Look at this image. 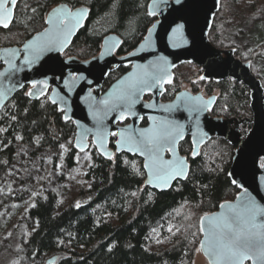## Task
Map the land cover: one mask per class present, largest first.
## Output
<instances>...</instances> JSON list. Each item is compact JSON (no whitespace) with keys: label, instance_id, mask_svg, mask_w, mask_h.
Masks as SVG:
<instances>
[{"label":"trees","instance_id":"trees-1","mask_svg":"<svg viewBox=\"0 0 264 264\" xmlns=\"http://www.w3.org/2000/svg\"><path fill=\"white\" fill-rule=\"evenodd\" d=\"M151 1L19 0L11 28L0 31V46H21L45 28L53 8L67 4L86 7L90 15L65 57L86 61L97 56L110 34L122 39L118 56H124L141 43L156 21L148 12ZM250 22H255L254 47L247 51L235 38L234 30L236 24ZM209 39L219 50L235 49L243 62L251 64L264 87V0H221ZM185 68L194 70L196 77L201 75L195 65L177 68L164 101L173 100L179 93L177 71ZM129 70L122 67L112 73L104 90ZM202 82L207 95L220 92L212 116L244 120V130L251 128L247 123L252 119L247 87L232 80ZM75 133L74 123L65 121L48 97L33 101L27 89L16 94L0 113V179L9 175L17 159L28 156L30 164L46 151L57 153L54 170L59 161L66 170L74 169L78 154ZM179 151L190 162L189 176L168 192L159 193L145 186L140 159L120 155L107 160L90 146L87 153L91 163L84 176L87 184L66 207L59 208L60 196L53 191L45 197L35 195L18 217L12 232L20 223L25 224V231L13 234L19 238L11 240L9 246L11 264H48L53 257H57L55 264H194L202 239V218L233 201L240 192L229 178L236 147L224 139H213L197 158H192L188 138Z\"/></svg>","mask_w":264,"mask_h":264},{"label":"water","instance_id":"water-1","mask_svg":"<svg viewBox=\"0 0 264 264\" xmlns=\"http://www.w3.org/2000/svg\"><path fill=\"white\" fill-rule=\"evenodd\" d=\"M17 3H9L13 16L7 27L0 25V31L11 28ZM220 3L221 0H152L148 12L157 20L141 43L124 56H118L122 39L110 34L102 41L97 56L87 61L65 58L90 15V9L86 7L72 8L67 4L53 8L46 17L45 28L21 46H0V113L16 94L25 89H29L27 95L33 101L48 97L63 113L64 120L74 123V149L78 153H86L93 146L107 160L120 155L140 159L146 174L145 186L153 191L165 193L177 182L187 180L190 162L179 151L186 139H191L192 158H197L201 149L213 139H224L236 147L229 178L240 192L233 201L223 203L224 207L221 205L200 222V251L208 264H212V260L206 249L208 220L205 218L225 215L230 211L229 205L239 210L248 201L264 209V87L253 74L251 64L236 57L235 49L219 50L211 43L209 33L220 11ZM58 9H67L73 14L84 13V18L63 47L44 51L38 59L29 57L26 45H33L37 36H43L51 29L47 21ZM26 59L33 62L25 63ZM186 64L202 70L203 82L232 80L248 88L252 119L247 120L251 125L247 133L243 135L240 131L244 120L211 116L218 102L216 95L206 98L201 93L181 91L172 101H162L166 87L174 82V71ZM122 67H130V70L104 90L107 78ZM144 73L160 75L163 79L155 87L138 90L130 112L122 107H112L117 103L120 90ZM149 97L151 100L147 101ZM104 101L109 103L106 105ZM169 105L178 107L165 111ZM165 121L182 126V136L175 142L174 153L165 150L162 158L164 161H183L184 165L183 175L167 184L150 177L149 169L145 167L149 163L146 154L133 144L140 139V132ZM112 133H123L124 136ZM128 137L133 139L128 140ZM56 262L57 257H53L47 263ZM244 264H253V260H246Z\"/></svg>","mask_w":264,"mask_h":264},{"label":"snow or ice","instance_id":"snow-or-ice-1","mask_svg":"<svg viewBox=\"0 0 264 264\" xmlns=\"http://www.w3.org/2000/svg\"><path fill=\"white\" fill-rule=\"evenodd\" d=\"M9 3L15 5L17 0H0V25L5 27L13 16V11L8 7ZM83 18L84 13L73 14L67 9L54 11L47 21L52 26L51 29L46 30L43 36H37L33 45H26L29 57L38 59L44 51L56 46L63 47ZM32 62V59L25 60V63ZM161 79L163 77L160 75L144 73L120 90L116 97L117 103L112 107H122L130 112L136 102L137 91L155 87ZM35 86L33 84V87ZM104 103L107 105L109 102L104 101ZM173 107L178 106L169 105L165 111ZM122 118H124L123 114ZM112 134L124 136L123 133ZM139 136L140 139L133 141V144L137 150L146 154L149 163L145 167L149 169L150 177L167 184L176 176L183 175V161H164L162 158L165 150L174 153L175 142L182 136V126L165 121L150 130L140 132ZM132 139L128 137V140ZM228 207L230 211L223 216L205 218L208 220L205 243L212 264H244L249 259L253 260V264H264V209L258 208L251 201L246 202L239 210L232 209L230 205ZM201 247L204 248L205 245Z\"/></svg>","mask_w":264,"mask_h":264},{"label":"rangeland","instance_id":"rangeland-1","mask_svg":"<svg viewBox=\"0 0 264 264\" xmlns=\"http://www.w3.org/2000/svg\"><path fill=\"white\" fill-rule=\"evenodd\" d=\"M235 27H238L237 31L234 30V36L236 39L238 38L237 41L247 51H252L254 47L252 35L255 31V22H250L248 25L238 23ZM239 58L241 59V57ZM177 72L180 77L179 83L177 82L179 92L189 91L193 94L201 93L206 98L209 97L205 93V86L200 83L202 82V70L201 75L197 77L193 74L194 70L189 68L180 69ZM219 94L218 90H214L211 95L219 97ZM56 156L57 153L46 151L41 153L38 158L32 159L30 164L28 163V156H25L24 159H17L9 175L0 179V264H11L12 248L9 247L13 243L11 240H17L19 235L17 237L16 234L25 231L24 223L16 226L14 232H12L13 225L19 221L22 212L32 204L35 195L45 197L50 192L57 191L60 196L59 208L61 207L62 210L70 202V199L74 198L79 190L86 186L84 176L87 167L91 163L89 154L87 152L78 153L77 166L72 170H66L60 161L54 170L53 161ZM15 232L17 233L13 235ZM194 264H208L200 248L195 255Z\"/></svg>","mask_w":264,"mask_h":264},{"label":"flooded vegetation","instance_id":"flooded-vegetation-1","mask_svg":"<svg viewBox=\"0 0 264 264\" xmlns=\"http://www.w3.org/2000/svg\"><path fill=\"white\" fill-rule=\"evenodd\" d=\"M156 20H157V19H156ZM236 57L239 58V56H237V54H236ZM65 58H66V57H65ZM239 59H240V58H239ZM170 86H171V85H170ZM168 87H169V86L166 87V91H167V88H168ZM28 90H29V89H27V92H28ZM165 93H166V92H165ZM164 95H165V94H164ZM164 95H163V97H164ZM211 96H213V95H211ZM211 96H209V97H211ZM163 97H162V101H163V102H169V101H164V100H163ZM209 97H208V98H209ZM146 100H147V101H150V100H151V97L147 98ZM171 101H172V100H171ZM211 113H212V112H211ZM211 116H212V115H211ZM213 117H214V116H213ZM221 118H224V117H221ZM225 119H235V118H225ZM237 120H238V119H237ZM240 121H241V120H240ZM247 123H248V122H247ZM244 125H245V122H244L243 125L240 126V131H241V133H242L243 135L249 131V129H248V130H244ZM250 127H251V125H250Z\"/></svg>","mask_w":264,"mask_h":264}]
</instances>
